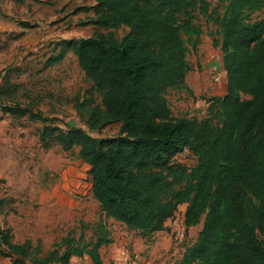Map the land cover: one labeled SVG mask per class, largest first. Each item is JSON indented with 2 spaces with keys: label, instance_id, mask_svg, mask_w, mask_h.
<instances>
[{
  "label": "trees",
  "instance_id": "16d2710c",
  "mask_svg": "<svg viewBox=\"0 0 264 264\" xmlns=\"http://www.w3.org/2000/svg\"><path fill=\"white\" fill-rule=\"evenodd\" d=\"M196 8L220 29L226 75V93L212 99L203 120L171 117L165 98L186 81L181 31ZM263 10L264 0H227L222 15L210 13L204 0H95L94 24L127 33L66 43L100 96L87 127L120 122L126 136L97 140L57 127L46 133L63 151L79 147L105 215L142 237L168 232L165 222L185 205L186 233L202 227L178 264H264V15H256ZM16 89L9 82L0 88V100L11 101L4 111L40 120V111L15 102ZM38 138L46 145L44 133ZM185 150L194 157L191 167L174 162ZM109 243L101 235L56 259L52 251L30 262L69 264L71 255H86L103 264L99 249ZM0 254L30 256L28 245L11 243L2 231Z\"/></svg>",
  "mask_w": 264,
  "mask_h": 264
},
{
  "label": "rangeland",
  "instance_id": "374dc122",
  "mask_svg": "<svg viewBox=\"0 0 264 264\" xmlns=\"http://www.w3.org/2000/svg\"><path fill=\"white\" fill-rule=\"evenodd\" d=\"M50 1L54 32L60 33L50 42L53 65L45 69L44 65L50 60L35 59L7 73L9 83L17 85L12 95L15 102L22 108L40 111L42 117L35 121L12 114L0 118L4 125L17 130V133L2 131L0 134V232L8 233L13 244L28 245L30 252L27 258L14 259L0 254V264L14 261L32 264L30 257L43 258L52 251L56 252V259L65 251L72 252L94 243L101 235H132L134 239L140 236L108 218L94 199L90 166L80 159L79 147L63 151L45 131L51 127L63 132L76 128L97 140L126 136L120 122H109L96 130L87 127L90 115L98 106L101 108L100 96L79 68L73 48L66 43L89 37L120 40L128 29L95 25V0ZM204 1L210 13L215 11L221 15L227 4V0ZM256 15L263 16L264 10ZM64 26L67 27L62 30L67 34L61 35L59 29ZM181 39L186 47V81L178 88L168 89L165 98L171 117L203 120L212 99L226 93L220 29L196 8L189 28L181 31ZM60 50L64 54L58 61L56 55ZM240 99L249 100L250 96L240 94ZM6 100L5 105H9L11 101ZM42 133L46 145L39 141ZM174 162L191 167L194 157L185 150L174 157ZM169 229L159 239L148 237V244L166 241L169 245L166 259L153 264H178L185 246L191 244L198 231V227L192 228L183 240L176 241ZM129 253V258L136 256V264H145L144 252L130 248ZM101 255L103 264H116L109 246L102 249ZM69 264H90V261L84 255H71Z\"/></svg>",
  "mask_w": 264,
  "mask_h": 264
},
{
  "label": "crops",
  "instance_id": "0c3cea01",
  "mask_svg": "<svg viewBox=\"0 0 264 264\" xmlns=\"http://www.w3.org/2000/svg\"><path fill=\"white\" fill-rule=\"evenodd\" d=\"M50 5V0H0V88H2L6 82H10L7 73L11 68L24 67L27 64L29 65L31 60L35 59L41 62L50 60L44 65L45 69L53 65H51L54 58L52 57L53 53H51L50 48L52 45H50V42L54 40L55 34L60 33L54 32L53 8ZM66 27L67 26H64L59 29L62 33L61 35L67 34L66 31L62 30L64 28L66 29ZM63 54V51L60 50L56 55L57 58H59L58 61H61L60 58ZM223 78L226 84L225 74ZM6 102V98H1L0 110L1 108L3 109L0 111V118L10 116V114L4 111V107H10L5 105ZM3 123L4 120L0 121V134H2V131H8L10 134L12 132L17 133L16 129L7 127ZM27 141L28 139L25 140V142ZM184 210L185 205L180 206L178 212L175 214L179 215L181 220L184 219ZM170 221L171 219H168L165 222V226L168 229ZM196 227H198V233L202 227V222ZM191 229L192 228L188 229L187 232ZM164 233L167 234L168 232H156L146 237L140 235L139 239H134L132 235L129 237L121 234L109 235L108 238L111 240V243L107 244V246H109L111 257L115 259L116 264H129L134 259L129 258L130 248H132V251L144 252L145 255L143 259L145 260V264H153L155 261L166 259L165 256L169 250V245L166 241V243L156 242L155 244H148V237L152 236L153 238L159 239ZM104 247H106V245L99 249L101 260V251ZM84 257H86L91 264L89 257L86 255H84ZM180 257L182 258V255H180Z\"/></svg>",
  "mask_w": 264,
  "mask_h": 264
},
{
  "label": "built area",
  "instance_id": "2783aa9c",
  "mask_svg": "<svg viewBox=\"0 0 264 264\" xmlns=\"http://www.w3.org/2000/svg\"><path fill=\"white\" fill-rule=\"evenodd\" d=\"M169 228V232L171 233L173 239L176 241L183 240L184 236L186 235V227L180 217L175 215L170 221ZM136 260L137 258L134 256V259L129 264H136Z\"/></svg>",
  "mask_w": 264,
  "mask_h": 264
}]
</instances>
